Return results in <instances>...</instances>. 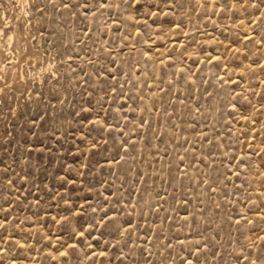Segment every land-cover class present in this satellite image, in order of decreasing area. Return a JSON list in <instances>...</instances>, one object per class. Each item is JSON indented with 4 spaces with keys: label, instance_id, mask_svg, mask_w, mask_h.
<instances>
[{
    "label": "rangeland",
    "instance_id": "rangeland-1",
    "mask_svg": "<svg viewBox=\"0 0 264 264\" xmlns=\"http://www.w3.org/2000/svg\"><path fill=\"white\" fill-rule=\"evenodd\" d=\"M84 2L0 0V264H264V0Z\"/></svg>",
    "mask_w": 264,
    "mask_h": 264
},
{
    "label": "snow or ice",
    "instance_id": "snow-or-ice-1",
    "mask_svg": "<svg viewBox=\"0 0 264 264\" xmlns=\"http://www.w3.org/2000/svg\"><path fill=\"white\" fill-rule=\"evenodd\" d=\"M123 2L125 4H127L129 7H132L133 5L137 6V10L139 11V9L141 7H143V5H141V0H123ZM96 4H97V11H99L100 9H106L110 7V0H96ZM81 5L79 3H77L76 5H73L71 3H64L63 7L64 8H72V7H80ZM117 7H119V5H117ZM83 9L85 12L88 11L89 9V4L87 2V0H85L84 4H83ZM6 32H0V35H6ZM81 235H83V233H81ZM264 239V238H262ZM246 259V257H245ZM252 264H255V262H252Z\"/></svg>",
    "mask_w": 264,
    "mask_h": 264
}]
</instances>
